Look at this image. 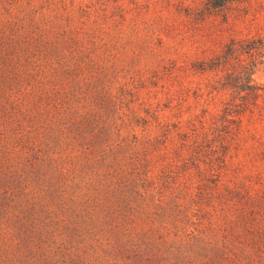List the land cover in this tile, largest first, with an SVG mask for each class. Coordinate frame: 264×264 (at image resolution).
Segmentation results:
<instances>
[{"label": "rangeland", "instance_id": "obj_1", "mask_svg": "<svg viewBox=\"0 0 264 264\" xmlns=\"http://www.w3.org/2000/svg\"><path fill=\"white\" fill-rule=\"evenodd\" d=\"M208 2L0 0V264H172L264 193V92L207 68L264 0Z\"/></svg>", "mask_w": 264, "mask_h": 264}, {"label": "trees", "instance_id": "obj_2", "mask_svg": "<svg viewBox=\"0 0 264 264\" xmlns=\"http://www.w3.org/2000/svg\"><path fill=\"white\" fill-rule=\"evenodd\" d=\"M207 4L212 9H223L228 0H209ZM263 50L264 40H232L222 55L207 66L209 70L225 72L221 89L244 94L241 98L245 109L255 105L264 92V87L253 80L257 66H264ZM234 204L232 211L221 209V213L210 214L206 230L191 231L186 234H192L189 240L180 239L169 246L172 264H264V193ZM187 217L181 205H176L172 217L175 224L179 226Z\"/></svg>", "mask_w": 264, "mask_h": 264}]
</instances>
